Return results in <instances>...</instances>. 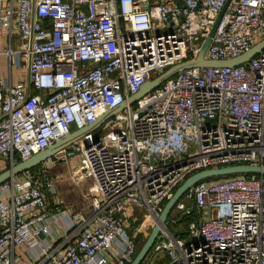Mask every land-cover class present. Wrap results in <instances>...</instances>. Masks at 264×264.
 Wrapping results in <instances>:
<instances>
[{
	"label": "built area",
	"instance_id": "obj_1",
	"mask_svg": "<svg viewBox=\"0 0 264 264\" xmlns=\"http://www.w3.org/2000/svg\"><path fill=\"white\" fill-rule=\"evenodd\" d=\"M225 5L203 55L219 62L264 40V0H16L15 9L3 8V24L15 17L21 38L18 62L27 65L30 56L31 84L27 96L25 83L7 86L0 78L5 166L195 59ZM72 160V176L89 182L85 207L65 205V235L25 261L20 249L37 247L59 214L47 203L46 191L55 192L49 173ZM237 165L264 167V49L238 66L179 72L37 172L2 184L0 264H130L137 242L126 229L128 210L142 207L155 220L189 176ZM191 210L195 220L174 236L166 228L151 254L165 253V264H264L263 173L198 183L166 225Z\"/></svg>",
	"mask_w": 264,
	"mask_h": 264
},
{
	"label": "water",
	"instance_id": "obj_2",
	"mask_svg": "<svg viewBox=\"0 0 264 264\" xmlns=\"http://www.w3.org/2000/svg\"><path fill=\"white\" fill-rule=\"evenodd\" d=\"M226 8V5L223 7L222 11L220 12L217 21L215 22L213 28L210 31L209 38H207L198 55L193 60H187L176 64L167 70H165L160 75L156 76L155 78L146 81L139 89V91L128 97V99L117 106L114 109H107L105 113L100 115L96 121L92 124L86 125L84 128L79 130H74L69 132L59 138H57L53 144H50L39 151L37 154L30 156L28 159L19 162L13 166L7 167V169L0 172V186L6 182L11 181L16 176L21 175L22 173L29 171L30 169L35 168L36 166L45 162L48 158L52 157L53 155L57 154L58 152L66 149L76 141L83 138L88 132L95 130L100 125H102L105 121L112 118L116 113L122 111L126 108L127 105H132L136 100L143 97L144 95L148 94L149 92L153 91L154 89L158 88L164 82L169 80L171 77L175 76L181 71L196 68V67H234L241 65L254 56H256L260 51L264 49V40L253 46L248 52L240 55L237 58L227 60V61H208L203 59L204 52L210 42V37H212L219 21L222 17V14ZM29 45L31 46V38ZM29 46V50H30ZM30 56H28L27 62V96L31 93V84H30ZM88 145V143H86ZM3 160L2 158H0ZM264 174V167L259 166H249V165H237V166H229V167H222L216 169H207L199 171L191 176H189L173 193L171 198L167 200L164 204L162 211L160 212L159 216L155 219V225L151 229L149 235L147 236L146 240L138 250L137 254L134 256L133 260L130 264H141L145 258L147 257L148 253L150 252L153 244L155 243L156 239L162 232V230L166 229V223L175 208V205L183 199V197L191 191L198 183L210 180V179H217L237 174ZM192 211V210H191ZM186 214L181 216L182 220Z\"/></svg>",
	"mask_w": 264,
	"mask_h": 264
},
{
	"label": "crops",
	"instance_id": "obj_3",
	"mask_svg": "<svg viewBox=\"0 0 264 264\" xmlns=\"http://www.w3.org/2000/svg\"><path fill=\"white\" fill-rule=\"evenodd\" d=\"M5 7L15 9L16 0H0V78L7 86L22 85L27 83V65L23 64L22 60L21 64L17 60V54H20L21 51V38L15 28V17L12 18L11 24L4 25L2 22L1 11ZM0 166L1 171L7 167L4 160H1ZM46 197L49 209L54 208V211L59 214L51 216V234L42 236L37 247L20 249L19 253L22 258L28 262L38 257L40 248L51 247L57 241L58 236L63 237L66 233V227L63 224L65 205H63L62 199L56 191H46ZM170 227L171 230L174 229V227Z\"/></svg>",
	"mask_w": 264,
	"mask_h": 264
},
{
	"label": "rangeland",
	"instance_id": "obj_4",
	"mask_svg": "<svg viewBox=\"0 0 264 264\" xmlns=\"http://www.w3.org/2000/svg\"><path fill=\"white\" fill-rule=\"evenodd\" d=\"M39 166L32 169L35 172L38 171ZM74 167V161H69L66 164L58 165L50 171L49 175L55 180V191L59 194L62 199L63 205L72 207L74 210H80L85 207V196L88 188V183L78 181L76 177L72 176V168ZM5 170V169H4ZM2 172V171H1ZM126 229L129 234L136 236L137 252L146 240L151 229L155 225V220L149 219L146 210L142 207H134L126 212L124 215ZM167 226V225H166ZM167 230L174 236L175 232H184L185 224L178 223L173 230ZM141 230L138 234L137 231ZM164 230L162 233L164 235ZM163 240V237L161 238ZM165 253L153 255L149 253L145 260L141 264H165Z\"/></svg>",
	"mask_w": 264,
	"mask_h": 264
},
{
	"label": "trees",
	"instance_id": "obj_5",
	"mask_svg": "<svg viewBox=\"0 0 264 264\" xmlns=\"http://www.w3.org/2000/svg\"><path fill=\"white\" fill-rule=\"evenodd\" d=\"M30 170H32V169H30ZM218 179V178H217ZM213 180H215V179H210V180H205V181H213ZM166 203V202H165ZM164 203V204H165ZM164 204H163V206H164ZM195 218H196V213H195V211H192L188 216H186V217H184L182 220H179L178 222H177V224L178 223H182V224H188L189 222H191V221H193V220H195ZM168 226V225H167ZM151 251V250H150ZM150 253V252H149ZM148 253V254H149ZM136 254H137V252H136ZM166 261V260H165Z\"/></svg>",
	"mask_w": 264,
	"mask_h": 264
},
{
	"label": "bare ground",
	"instance_id": "obj_6",
	"mask_svg": "<svg viewBox=\"0 0 264 264\" xmlns=\"http://www.w3.org/2000/svg\"><path fill=\"white\" fill-rule=\"evenodd\" d=\"M165 232V231H164Z\"/></svg>",
	"mask_w": 264,
	"mask_h": 264
}]
</instances>
